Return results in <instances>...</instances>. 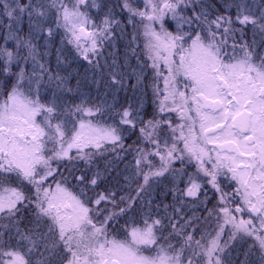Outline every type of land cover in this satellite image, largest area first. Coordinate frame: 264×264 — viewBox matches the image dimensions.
Here are the masks:
<instances>
[{"label": "snow or ice", "instance_id": "snow-or-ice-1", "mask_svg": "<svg viewBox=\"0 0 264 264\" xmlns=\"http://www.w3.org/2000/svg\"><path fill=\"white\" fill-rule=\"evenodd\" d=\"M0 264H264V0H0Z\"/></svg>", "mask_w": 264, "mask_h": 264}]
</instances>
